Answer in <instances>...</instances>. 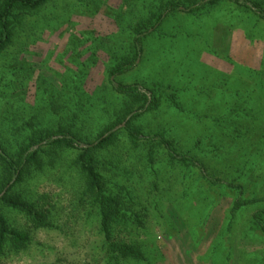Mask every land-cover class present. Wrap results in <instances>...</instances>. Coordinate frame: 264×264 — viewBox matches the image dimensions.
<instances>
[{
    "label": "rangeland",
    "instance_id": "1",
    "mask_svg": "<svg viewBox=\"0 0 264 264\" xmlns=\"http://www.w3.org/2000/svg\"><path fill=\"white\" fill-rule=\"evenodd\" d=\"M221 7L231 13L229 4ZM131 8L135 15L141 9L133 0H49L42 9L24 15L12 44L0 55V138L8 141L5 130L20 129L29 120L38 127H52L58 121L48 103L54 93L55 104L68 112L72 105L67 107L70 101L65 94L74 88L71 74L80 73V64H89L94 48L96 66L87 77L82 67L85 92L102 88L103 99L112 98L105 67L113 56L121 59L129 52ZM209 14L205 21L194 22L184 14L170 18L162 33L145 41L139 65L118 82L139 84L144 93L155 86L175 91L184 115L164 110L167 103L163 102L156 113L146 114L132 125L146 136L167 130L179 151L195 156L209 176L231 181L240 171L246 173V152L250 151L247 155L252 163L250 154L259 153L264 146V27L254 25L247 13L242 18L250 20L239 25ZM11 74L17 82L11 80ZM250 95L253 102L248 104ZM113 98L104 104V110L115 116L122 109L138 106L132 100ZM82 122L87 124L86 132L89 121L82 116ZM224 127L232 135L217 137ZM76 155L69 151L46 158L44 171L15 189L49 211L52 227L35 229L23 214L5 209L10 225L29 232L32 241L20 252L7 251L0 264H109L101 250L97 214L91 203L80 202L84 186L74 166ZM157 156L154 173L146 164L144 145L135 148L124 137L98 153L101 173L112 185L132 190L135 213L144 222L143 227L131 223L118 227L116 237L139 246L146 261L129 259L121 264H264V235L251 230V218L264 210V202L243 208L229 227L236 191L222 190L216 205L201 184L192 185L191 195L185 197L187 184L198 181V172L164 168L167 157ZM256 157L264 160V150ZM249 177V181L241 178L237 183L254 197H264V171H252ZM168 223L173 232L167 231Z\"/></svg>",
    "mask_w": 264,
    "mask_h": 264
},
{
    "label": "trees",
    "instance_id": "2",
    "mask_svg": "<svg viewBox=\"0 0 264 264\" xmlns=\"http://www.w3.org/2000/svg\"><path fill=\"white\" fill-rule=\"evenodd\" d=\"M123 1L126 3L129 0ZM48 2L49 0H0V55L12 44L15 29L21 23L22 17L42 9ZM133 2L135 7H141V9H138L136 14L138 16L134 14L132 8L130 9L133 11L134 18L132 17V22H129L127 28L131 34L129 52L121 59L113 56L110 61H107L105 70H107V83L113 93L114 98H112L116 101L132 100V103L138 106L122 109L115 116L110 110H104V104L111 102L112 98L104 100L105 92L102 88L96 89L91 92L92 94L85 92V78L81 74L86 73L87 77L92 67L97 64L93 46L89 59L91 66L80 64L77 67L80 73L73 71L71 74L74 88L71 94H65L69 96L70 101L67 107L72 105L68 112H64L55 104L54 93L52 99L51 96L50 100L48 99L52 113L58 119L52 127H38L29 120L20 129L13 127L5 130L8 141L0 138V257L5 256L7 251L20 252L32 241L29 232L10 225L4 213L5 209L20 212L35 229L52 227L49 211L37 206L36 203L29 202L24 196L15 192V189L33 174L43 172L48 163L46 158L72 151L77 153L74 166L84 186L80 202L83 203L86 200L91 203L94 208L93 213L97 214L98 231L103 239L101 250L109 258V264H121L129 259L145 262L144 251L139 246L123 242L116 237L118 227H125L128 223L143 227L142 215L135 213L134 210L132 190L125 185H112L99 168L98 153L110 149L120 137L127 138L135 148L139 147L140 143L144 145L146 164L154 173L157 172L155 159L159 154L167 157L164 168L173 171L179 168L187 169V173L188 170L193 169L196 171H192L194 174L198 172V181L191 180V184H187L189 187L184 190L185 197L195 187L192 185L201 184L203 189L206 190L207 187L210 200L213 201L211 204L216 205L222 196V190L236 191V198L229 210V227H232L243 208L264 202V197H254L243 184L237 183V180L241 178L249 181L252 171H264V165L262 166L264 160L260 161L261 158L256 157L264 150V146L262 151H258L259 153L250 154L254 159L252 163L249 162L250 156L247 155L250 151L246 152V157L243 158L247 159L244 165L246 173L240 171L238 178L231 181L213 178L207 174L205 165L195 156L189 155V152L183 154L179 151L177 141L170 139L171 134L167 130L146 136L132 125L133 121L143 118L146 114L156 113L161 109L163 102L167 103L164 110L169 109L176 114L184 115V108L177 99V93L170 88L155 86L148 90V94L142 92L139 84L126 85L118 82L120 76L132 72L139 65L143 57L145 41L149 37L162 33L163 26L170 18L184 14L195 22L197 19H207V14L210 13L209 15H219L221 22L232 21L239 25L244 23L245 19H249L242 18L243 13H247L254 19L255 22L251 20L252 23L260 28V26L264 27V0H133ZM222 4H229L230 14L221 7ZM118 18L121 19L120 14ZM119 21L122 23V20ZM82 67L85 70L84 73ZM9 75H5L4 82L8 80ZM16 75L18 73H15ZM15 76L11 77L13 82H17ZM48 81L42 80L52 87ZM51 89L60 95L55 88ZM246 100L248 104L250 101L253 102L251 95ZM63 112L65 115L62 116ZM82 116L89 121L90 128L86 132H84V126L87 127V124L82 122ZM216 126L221 127L219 124ZM225 129L224 127L223 131L219 132L216 128L215 131H218L216 136L232 135ZM198 141L201 142V140ZM198 141L196 149L200 146ZM213 145L215 149H218L216 142ZM52 164L53 160L50 159L49 165L52 166ZM249 164L252 165L251 168H248ZM186 178L187 174L184 175V179ZM251 219L252 232L258 230L259 234L264 235V210L255 212ZM168 224H166L167 231L173 232L171 230L173 225Z\"/></svg>",
    "mask_w": 264,
    "mask_h": 264
}]
</instances>
